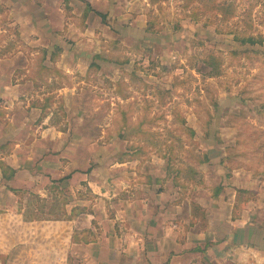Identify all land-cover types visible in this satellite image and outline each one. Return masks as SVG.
Here are the masks:
<instances>
[{"label": "rangeland", "instance_id": "374dc122", "mask_svg": "<svg viewBox=\"0 0 264 264\" xmlns=\"http://www.w3.org/2000/svg\"><path fill=\"white\" fill-rule=\"evenodd\" d=\"M16 1L0 7V76L41 77V48L57 62L60 47L73 49L69 64L93 66L53 73L85 80L68 88L67 104L83 120L67 123L105 144L111 160L136 162L140 175L168 174L171 199L192 214L183 222L191 239L206 214L226 217L233 194L264 221V0Z\"/></svg>", "mask_w": 264, "mask_h": 264}, {"label": "crops", "instance_id": "0c3cea01", "mask_svg": "<svg viewBox=\"0 0 264 264\" xmlns=\"http://www.w3.org/2000/svg\"><path fill=\"white\" fill-rule=\"evenodd\" d=\"M60 49L59 62L40 49L41 77L0 76V264H264L262 210L248 201L239 210L233 194L226 217L206 214V230L191 239L183 222L192 214L171 199L167 173L142 176L136 162L111 160L105 144L70 127L83 116H69L68 88L85 80L53 73L92 66L69 64L79 54Z\"/></svg>", "mask_w": 264, "mask_h": 264}, {"label": "trees", "instance_id": "16d2710c", "mask_svg": "<svg viewBox=\"0 0 264 264\" xmlns=\"http://www.w3.org/2000/svg\"><path fill=\"white\" fill-rule=\"evenodd\" d=\"M66 1H69V0H66ZM209 1H211V0H209ZM85 5H86V7H85V12H89V11H92V12H94L92 9H90V6H89V4L88 3H85ZM231 5H228L227 7H230ZM95 14H98L102 19H105V15H102V14H100V13H98V12H94ZM86 13H84V15H85ZM234 40H236V41H238L239 43H240V45H245V44H247V45H250V46H254V45H256V44H260L261 43V41H259V39H255V38H253V37H246V38H238V37H234ZM56 50H58V51H60V49L58 48V49H56ZM97 58V57H96ZM91 66H93V65H91ZM120 138H121V136H119ZM204 160L207 162L208 160H206L207 159V157L206 156H204ZM179 174V172H176V175H178ZM218 193H219V189H216V192H215V195H218Z\"/></svg>", "mask_w": 264, "mask_h": 264}]
</instances>
